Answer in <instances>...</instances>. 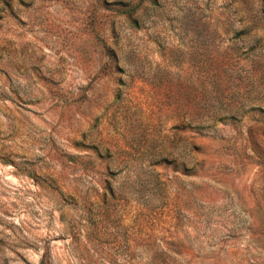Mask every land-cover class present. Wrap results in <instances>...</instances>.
<instances>
[{"label":"rangeland","instance_id":"1","mask_svg":"<svg viewBox=\"0 0 264 264\" xmlns=\"http://www.w3.org/2000/svg\"><path fill=\"white\" fill-rule=\"evenodd\" d=\"M0 264H264V0H0Z\"/></svg>","mask_w":264,"mask_h":264},{"label":"trees","instance_id":"2","mask_svg":"<svg viewBox=\"0 0 264 264\" xmlns=\"http://www.w3.org/2000/svg\"><path fill=\"white\" fill-rule=\"evenodd\" d=\"M135 11L134 8H128L126 9V11H123V13L131 20V22L135 23L136 22V18L135 17H132V14L133 12ZM130 13V14H129Z\"/></svg>","mask_w":264,"mask_h":264}]
</instances>
